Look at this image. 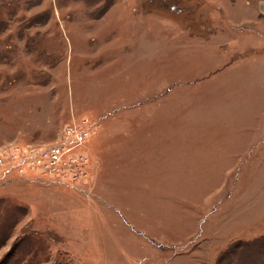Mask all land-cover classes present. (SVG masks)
Masks as SVG:
<instances>
[{
    "label": "rangeland",
    "instance_id": "374dc122",
    "mask_svg": "<svg viewBox=\"0 0 264 264\" xmlns=\"http://www.w3.org/2000/svg\"><path fill=\"white\" fill-rule=\"evenodd\" d=\"M0 264H264V0H0Z\"/></svg>",
    "mask_w": 264,
    "mask_h": 264
},
{
    "label": "built area",
    "instance_id": "2783aa9c",
    "mask_svg": "<svg viewBox=\"0 0 264 264\" xmlns=\"http://www.w3.org/2000/svg\"><path fill=\"white\" fill-rule=\"evenodd\" d=\"M50 152H49V154H50V157H53V158H55L56 156H57V153L55 154V149L53 148V149H50L49 150ZM59 152V151H58ZM56 159V158H55Z\"/></svg>",
    "mask_w": 264,
    "mask_h": 264
}]
</instances>
